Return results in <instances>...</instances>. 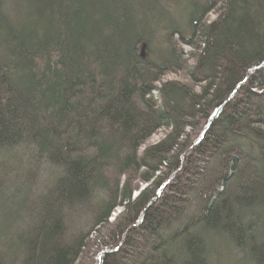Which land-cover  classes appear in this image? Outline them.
<instances>
[{
	"label": "trees",
	"instance_id": "obj_1",
	"mask_svg": "<svg viewBox=\"0 0 264 264\" xmlns=\"http://www.w3.org/2000/svg\"><path fill=\"white\" fill-rule=\"evenodd\" d=\"M4 1L0 0V52L3 53L0 55V144L12 140L13 150L30 146L54 170L60 166L65 175L69 174L58 178L57 190H60L54 201L62 196L86 195L91 181L109 192L107 197L96 199L97 210L92 212L90 231L93 240L86 235L85 227L77 226L81 232L71 236L75 242L70 244L67 239L66 247L56 243L57 237L63 238L60 233L63 220L49 225L56 215L53 211L47 216L49 220L42 219L41 226L33 229L32 247H21L24 257L32 251L34 258L28 264H71L79 249L82 260L87 250L101 248L105 240L100 239L105 230L114 234L117 228L118 235L107 241L102 250L109 251L117 245L116 238H122L128 225L135 223L146 207L149 210L144 213L138 234L144 239L140 245L145 254L135 256L139 264H170V261L172 264L170 257L180 251L179 257L184 256L182 264H199L204 253L203 245L195 237L200 235L198 230L216 241L230 239L245 257L263 264L264 143L258 139L264 142V70L260 66L264 62V50H260L263 45H258L260 34L254 33L253 19V14L258 17L260 13L255 10L257 13L252 12V18L251 10L238 8L236 0H224L220 8L226 12L227 23L216 21L210 30H200L201 14L194 15L192 11L189 43L199 49L194 78L207 81L211 76V80L208 78L209 85L200 96L191 94L190 86L175 82L163 85L159 88L162 105L157 107L156 100L147 98V94L159 80L153 71L158 69L152 66L158 65H149L150 58L140 51L148 41L140 32V24L135 20L137 13L133 11L142 4L140 0H25L26 4L12 0L10 12L6 11ZM209 2L202 0L206 4L203 12L219 4V1ZM196 6H199L197 1L195 9ZM16 16L22 20L16 22ZM145 64L150 66L146 72ZM172 64L171 68L180 67L179 61ZM132 65L135 76L124 79L125 69ZM118 70L124 72L119 80ZM242 80L246 83L242 84ZM114 84H119L117 93ZM204 105L213 112L197 119V115L203 114ZM205 119L203 139L182 163L180 150L186 152L191 135ZM162 125L171 127L167 138L146 148L138 158L137 149ZM55 147L62 148L66 161L59 159ZM118 149L125 152L121 154ZM173 149L176 154H168ZM13 155L10 154L11 159L18 158ZM210 163H219L223 172L218 171L214 184L205 189L203 197L199 185L193 183L203 176L204 168L199 172L197 167ZM238 164L249 167L238 168ZM142 169L146 172L139 175ZM173 172L175 179L182 176L183 180L177 179L158 204L152 202L147 206L162 186V180ZM136 178L151 184L131 202V184ZM120 181L125 183L123 188H119ZM220 185L225 191L221 192ZM67 188L71 194H67ZM216 193L220 197L214 199ZM193 194H198L200 207L196 214L188 216L190 221H183L181 200L188 195L191 200ZM87 197L79 199L88 203ZM122 205L123 214L110 223L112 211ZM254 207L260 210L253 211L251 218L242 224L247 215L243 217L241 209L251 212ZM70 216H65L67 223L73 218ZM203 221L219 229L214 233L210 232L212 229L206 231L201 226ZM132 240L133 236L125 244L130 241L131 244ZM152 250L155 260L147 261ZM189 256L191 260L187 261ZM1 257L0 264L4 259Z\"/></svg>",
	"mask_w": 264,
	"mask_h": 264
},
{
	"label": "rangeland",
	"instance_id": "obj_2",
	"mask_svg": "<svg viewBox=\"0 0 264 264\" xmlns=\"http://www.w3.org/2000/svg\"><path fill=\"white\" fill-rule=\"evenodd\" d=\"M195 1H197L199 4V6H196V9H195ZM209 1L213 2L212 4L219 1V4L215 8L210 9L208 11H204V12L202 8L206 4L202 3V0H143V1L140 0L139 3L142 2V4H138V6L140 5H143V6H140V7L135 6V8H133L134 13H137V17L135 20L137 23L141 25L140 26L137 24L138 27L142 30V31L140 30V32L144 34L145 41H148L149 43L148 45V43L144 41L145 44L143 45V47L141 46L140 51L144 57L148 56V58H150L151 60L157 59L159 57V61H162L164 59V56L165 57L173 56L172 50H170V48L174 49L177 53L181 51V53L184 54L183 58H181L180 54L178 56V58L182 59L183 61L185 60L184 65L181 62L180 67H174L171 70H167L166 72L161 74V77H159V80L155 82V88L153 90L157 91L163 85H169L170 83L173 84V82H175V83H179L181 85L187 86V87L190 86L191 88L190 93L191 94L193 93L194 96L195 95L200 96L201 94H205V91H202V90L209 85V79L211 78V76L207 77V81H199L198 79L194 78V75L196 72L194 71V67L197 63L196 57H197V52L199 51V49H196V47L194 46L192 47L190 45H184L183 42L180 43V33H184L185 36L187 37L190 36L189 32L191 31V25H189L188 19L191 17L192 11L194 15L201 14L200 17L202 19L198 23L200 30L206 29V28L210 30V28L212 27V24L216 21H218V24H222V25L227 23V19L225 18L226 15H224L226 12L224 10L222 11V9L220 8L224 0H209ZM242 2H240L239 0H236L235 5L238 8H243L244 10L245 9L251 10V13H249L251 16L253 13H257L255 12V10H257L260 13L258 17L256 16V14H253L255 18H253V16L252 18L255 20L254 33L257 34V36H259L260 34L259 36L260 44L258 45L259 46L263 45V47L261 46L260 50H264V44H263L264 43V11H262V9L260 8V7L264 8V1L263 0H247V2H244V3ZM10 5H13L12 0H6V3H5L6 11L10 12V8H11ZM227 5L228 7H230L229 4ZM9 12L7 13L10 14ZM256 24H259V28ZM176 47L177 49H175ZM167 49L169 50L167 51ZM2 54L3 53L0 52V55ZM260 66H262V69L264 70V62ZM123 73L124 72L122 70L117 71L116 76L118 80H119V77ZM217 80L219 82V79ZM242 82L243 80L241 81V83ZM243 83L245 84L246 82H243ZM114 85H115L114 87L116 90L115 93H117L119 84L117 85L114 84ZM254 91H257V90L255 89ZM258 92L262 93V90H258ZM158 93L159 95L157 97V100H159L158 103H160L161 93L159 91ZM207 93L209 94V91H207ZM148 97H149V94H147V98ZM204 107L205 109L203 108V114L197 115V117H199L197 119H200L201 116L204 117L211 113L212 109L207 111L208 110L206 109L207 106L204 105ZM196 108L199 109L198 106ZM200 124H203V125L201 126L199 125L200 128L194 131V133L191 135L192 136L190 139L191 144L188 145L189 148L186 150V152H185V149L180 150L182 152L181 153L182 156H180V160L182 163H183V160L187 157V155L192 154L195 145L201 142V140L203 139L205 135L203 133L205 129L204 127L207 124L206 119L204 121L202 120ZM170 128L171 127L168 125H162L160 130H158L154 135L149 137L145 141V143L142 144V146L137 149L136 155L138 156V158L141 157L140 153L146 150V148L162 143L163 140H165L167 136L169 135ZM187 130H190V129H187ZM258 141H260L261 143H264L263 139L261 138H259ZM14 145L15 143L12 142V140L11 142L8 141L3 144H0V147L2 149V152L0 153V163H4V164L10 163L12 165L11 169L4 170V172L9 170V175L6 179L7 181L0 182V187L5 185L4 191H2L3 194L0 195V230H5L6 232H8V226H9V228L11 229V232L13 231V233H15L16 230L26 229V227L25 228L21 227V224L28 223L30 225L29 232H31V229L33 230L35 228H39L41 226V220L43 219L42 221L45 222L46 217L49 216L48 214L52 213L53 211H56V215L53 218L55 220L53 219L49 220V218L47 217L49 220V225L61 219V221L63 220L62 221L63 226L66 227L67 224L66 223L64 224V219L65 221H67L65 217V211H69L70 213L68 215L73 216V218L69 222L70 223L72 222L71 223L72 225L74 222V224L78 227H85L86 235H90L89 239L93 240L94 235L90 234V231H91V225H92L91 223L93 220L92 212H95L97 210L96 199L99 198V196H101V198L107 197V194H109V192H106L107 190L103 187H100L98 184H96V182L91 181L88 187L90 189H88V191L90 192V190L92 189L93 190H92V193H90L89 197H87V193H88L87 191L86 195H83V196H79V195L78 196L68 195L67 197L65 196L66 198H70L69 202H66V201L59 202V200L56 201L57 199H55L54 201L52 199H54V197L56 196V193H58L57 191L60 190V189L57 190L58 185H59L57 184L58 178L61 176V174L62 176H65V177L69 176V174L65 175L64 170L60 166L59 168L54 170V167H52L46 161H44V160H47L45 159L44 156L41 158L43 160H41V162H38L39 160H37L35 156H33L35 152L34 148L23 145V146H18L16 149L13 150L12 147ZM79 146L82 147L81 144H79ZM55 148L59 152V157H60L59 159H63L64 161H66L67 158L65 157V154L62 148L60 147H55ZM111 150H115V148L112 147ZM124 150L125 149H122V150L118 149V152L122 154L123 152H125ZM206 150L210 152L207 148ZM10 154H14L15 156H18V158L11 159ZM125 154L126 153H124V155ZM168 154L170 155L176 154L175 149L170 151ZM6 161L9 163H7ZM107 161H110V160H107ZM251 165L252 164H250V166ZM202 167L204 168L203 176L200 178L197 177L199 183L196 179L195 180L196 183H193V185L195 186L199 185V188L202 190V196L204 197L206 194L205 189H207L210 186V184H214L218 171L220 173V172H223V170H222V166H219V163L199 165L197 167V170L201 172L203 170ZM237 167L245 168V167H249V165L244 166L243 164L242 165L238 164ZM19 169H21V171ZM143 172H146V169L140 170L139 175L142 174ZM2 173H3V168L0 174ZM179 175H182V174L179 173ZM175 176H176V173L173 172L172 174L169 175V177H167V179L162 180V183H163L162 186L160 188H157L155 198H153L147 206L151 205L152 202L154 204H158L160 202L159 198L161 197L163 198V196L167 194V190L169 189L171 185H173V183H176L177 179L180 178L179 180H183L182 176H180L177 179H175ZM252 178H249V179L254 181V179ZM139 179L136 178L135 182L131 184L132 186L131 188L132 192H131V198H130L131 202L135 201L147 188H149L151 184L150 182H146V181H137ZM246 182L244 181V183ZM167 184H170V185L167 186ZM124 185L125 183L123 181H120L119 188H123L122 186ZM220 190L221 192L225 191V188L220 185ZM66 192L67 194H71V192L69 191V188L66 189ZM46 195H49V196L46 197ZM218 195L219 194L216 193V195L214 196V199H217V197H220ZM40 197H43L42 198L43 201L40 199ZM80 197L81 198L87 197L88 203H85L87 200L84 201V199H79ZM190 197H191V200L189 199V203L187 204L188 205L187 209L185 208L183 210V214L185 212L183 221H190L188 220V216L196 214L197 210L200 207L199 206L200 200L198 199V197L196 196H193V197L190 196ZM187 198H189V195L187 196ZM74 201L75 203H73ZM19 202H20V205L24 204V207H21L23 210H20L18 207L16 208L15 206H13V204H16ZM145 209L149 210L148 207H146ZM124 210L125 209L123 205L117 206L113 210L109 218V222L110 223L116 222L119 216L123 214ZM146 210H144V212H142V214L139 215L135 223H130L128 225L129 227L122 234V238H119V237L116 238V240L114 241V243L117 244L116 246H113L109 251L102 252L103 248H105L106 246V242L110 241L111 238H114L115 235H118V232H119L117 228L114 229V234L113 232L109 233L105 230V235H103L100 239V241L105 240V242L101 243L103 245L101 246L99 245L101 248L97 249V247L95 246L94 248L87 250L85 253H83L84 257L82 260L80 259L81 257L80 255L82 251L80 249L79 250L77 249L79 251L78 255L75 256V258H73L71 261L69 259L71 264H117V263L118 264L119 263L139 264L140 262L135 258V256L137 254L140 255V253L142 252L145 254L144 247L140 245V242L143 241L144 243V239H142L138 234L140 233L139 229L142 226L141 223L144 220L143 217H144V213L146 212ZM241 210L242 212H244L243 217H245L250 209L243 208ZM257 210H260V209L255 208V207L252 208V211H254V213ZM18 212L20 213L18 214ZM250 218H251V214L245 217V219L242 221V224L245 225L246 223L245 220L250 219ZM262 222L264 223V219H262ZM66 228L64 230L62 228V230L60 231V233L63 234L62 240L60 239V237L56 238L57 241L55 240L56 243H59L60 245L63 244L64 247H66L65 244H66L67 239L70 244H71V241L75 242V240L71 239V236L72 235L74 236V233L70 230L69 225H68V230ZM198 232L200 233V235L198 236L196 235L195 237H197V241L201 242V244L203 245L202 252L204 253V256L198 262L199 264H202V263L204 264H258V261L256 262L253 259L251 260L245 257L244 252H242L237 246L230 245L227 240L218 239L216 241L215 239L210 238L208 235H206L203 231L201 232V230H198ZM111 234L113 235L111 236ZM131 236H133L134 241L132 240L131 244H129L131 242L130 241L126 245L125 243L127 242V239L131 238ZM135 236L139 237L140 240H138V238L136 240ZM15 239L16 237L10 238L9 240H7L8 241L7 244L5 241L4 242L0 241V255L2 256L1 258H4L2 264H19L20 263L21 258H19L18 252L13 251V249L9 247L11 243L14 244ZM27 247L30 248V246H27ZM131 248L133 250H131ZM151 248H153V246H151ZM154 252L155 251L153 250L150 251V253H152V257H148L146 255L148 257L146 259L147 261L152 262V260H155ZM73 253L75 254V252ZM180 253L181 251L178 253H174L176 255H172V257H170L171 260L173 259L172 264H182V260L184 259V256L182 255L181 257H179ZM7 254L10 255V258H11L10 263H7V261H5V258H6L5 256H7ZM174 256H176V258H174ZM186 260L190 261L191 256H189ZM170 264H171V261H170Z\"/></svg>",
	"mask_w": 264,
	"mask_h": 264
},
{
	"label": "bare ground",
	"instance_id": "obj_3",
	"mask_svg": "<svg viewBox=\"0 0 264 264\" xmlns=\"http://www.w3.org/2000/svg\"><path fill=\"white\" fill-rule=\"evenodd\" d=\"M19 1H21L23 4H26L24 1L25 0H19ZM5 3H6V0L4 1ZM21 6V5H20ZM29 7V6H28ZM27 7V8H28ZM21 8H25V6H22ZM21 14V13H20ZM191 19V17L188 19V22H189V25H190V20ZM15 20H16V22L17 21H21L22 20V18H19L18 16H16L15 17ZM190 33V32H189ZM189 41H192L189 37H187V36H185V34L184 33H180V43H182L183 42V44L184 45H190V46H194L195 47V45H193V44H191V43H189ZM189 43V44H188ZM175 49H177V47L175 48ZM169 49H167V51H168ZM170 50H172V57L171 56H164V59L162 60V61H159V57L157 58V59H154V60H151V59H149V65H152V64H157L158 66H155V65H152V66H154L155 68H157L158 70H154L153 69V71H154V73H155V75L156 76H159V77H161V74H163L164 72H166L167 70H171L172 68V66H173V64H172V62L173 61H179L180 62V65H181V62L183 63V65H184V61L182 60V59H180V58H178V56H179V54L181 55V58H183V56H184V54L183 53H181V51H179L178 53L174 50V49H171L170 48ZM180 59V60H179ZM175 63H177V62H175ZM148 64H145V66H146V68H145V72L147 71V69H148V67H150ZM179 65H177V66H174V67H178ZM174 70V69H173ZM135 74H136V69L134 68V65H132V66H128L126 69H125V73L123 74V78L124 79H130L133 75L135 76ZM122 77V76H121ZM152 90V91H151ZM150 91H149V96L151 97V98H153L154 100H157V97H158V95H159V93H158V91L160 92V89L159 90H153V89H151ZM156 91V92H155ZM133 102L135 101V98L133 97ZM158 101L159 100H157L156 102V104H157V106H161L162 105V100H161V98H160V103H158ZM182 115H183V113H182ZM94 119V118H93ZM104 127V126H103ZM161 128H159L158 130H160ZM157 130V131H158ZM149 131H152L151 129L149 130ZM148 131V132H149ZM157 131H155L152 135H154ZM148 132H145L146 134L148 133ZM150 133V132H149ZM151 135V136H152ZM150 136V137H151ZM30 147V146H29ZM29 150H30V148H29ZM33 156H35V158L37 159V160H39L38 162H41V160H43V159H41L42 158V155H41V153H37L36 151L34 152V154H33ZM23 158V157H22ZM24 159V158H23ZM44 161H46V160H44ZM7 162V161H6ZM7 163H9V162H7ZM11 164L9 163V164H4V163H0V173L2 172V168H3V173L2 174H0V182H6L7 180V177H8V175H9V170L8 171H5L4 172V170H6V169H11ZM179 166H183L182 164H179ZM178 166V167H179ZM177 167V168H178ZM5 168V169H4ZM122 180V179H121ZM1 186H2V184H1ZM4 187H5V185H3L2 187H0V195L1 194H3L2 193V191H4ZM183 195H185V194H183ZM192 196H196V197H198V194H193ZM69 199L70 198H66L65 196H62L61 198H59L58 200H59V202H63V201H66V202H69ZM75 200H77V199H75ZM27 203V202H26ZM73 203H75V201L73 202ZM189 203V198H187V196L186 197H184V198H182V200H181V204H180V209L183 211L185 208L187 209V204ZM251 203V202H250ZM13 206H15L16 208L18 207L20 210H23L21 207H24V204H22V205H20V202L19 203H16V204H13ZM16 210V209H15ZM18 210V209H17ZM64 212V211H63ZM113 212V211H112ZM20 212H18V214H19ZM29 213V212H28ZM17 214V215H18ZM69 214V211H65V216L66 217H69L70 215H68ZM112 214V213H111ZM243 214H244V212H243ZM250 214H253V211H251V212H248L246 215L248 216V215H250ZM110 218V217H109ZM145 218V217H144ZM134 219L136 220L137 218L136 217H134ZM148 218H146V220H147ZM145 220V219H144ZM66 222V221H65ZM67 223V222H66ZM72 223V222H71ZM70 222L69 223H67V230H68V225H69V228H70V230L74 233V232H76V233H80L81 231L79 230V228L73 223V225L71 224ZM207 224V222L205 221H203L202 222V224H201V226H202V228L204 229V230H206V231H210V229H212V231H210V232H217V230L219 229V228H214V227H211L210 225H206ZM75 226V227H74ZM167 226H169L168 224H167ZM21 227H30V225L28 224V223H23V224H21ZM23 229V230H16V234L15 233H13V231L11 232V229L9 228V226H8V232H6L5 230H0V241H2V242H6V244L8 243V241L7 240H9L10 238H12V237H16V239H15V242H14V244H10V246L9 247H11V249H13V251H17L18 252V254H19V258H21V261H20V263L19 264H28L29 262L31 263L32 261H33V258H34V256L32 255V251L29 253V255H28V257H24L23 256V252H22V248L21 247H24V245L25 246H32V243H33V240L35 239V238H33V235H34V232H33V230H31V232H29V230L30 229ZM63 230H64V226H63ZM210 232L209 233H207V234H210ZM14 234V235H13ZM212 234V233H211ZM156 234H152V236H155ZM227 240H228V242H229V244L230 245H233V246H236L235 244H234V242H232L230 239H228L227 238ZM79 242H81L82 243V238L80 237L79 238ZM21 248V249H20ZM5 257H7V263H10V255L9 254H7V256H5ZM12 262V261H11Z\"/></svg>",
	"mask_w": 264,
	"mask_h": 264
}]
</instances>
